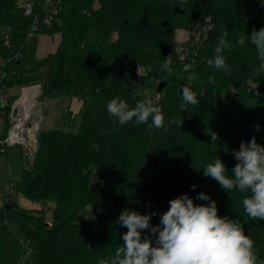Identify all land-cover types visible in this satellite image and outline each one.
Wrapping results in <instances>:
<instances>
[{
  "label": "trees",
  "instance_id": "1",
  "mask_svg": "<svg viewBox=\"0 0 264 264\" xmlns=\"http://www.w3.org/2000/svg\"><path fill=\"white\" fill-rule=\"evenodd\" d=\"M177 1L64 0L51 24L42 13L36 27L35 19L24 15L20 0H0V28H8L5 37L0 35V59H12L5 68L4 94L40 85L41 97L82 100L78 131L41 130L34 157L27 155L16 187L33 201H54L52 221L8 201L0 221V264H18L24 248L33 264H98L123 244L127 229L115 221L124 209L157 213L151 220L156 225L171 199L185 193L195 198L200 192L217 202L221 217L240 221L264 261V221L246 215L242 193L226 192L202 172L220 158L231 177L236 164L232 151L241 141L255 136L264 145V72L254 74L261 61L247 37L245 45L236 44L241 35L264 27V6L261 0H193V11H188L176 7ZM209 15L214 29L205 32L200 46L193 45L195 33L202 31L196 25ZM225 29L233 45L224 52L232 68L227 74L212 63ZM177 30L190 33L181 52ZM114 33L119 35L116 41ZM56 34L60 35L56 51L38 58L39 38ZM169 55L173 75L159 71ZM193 62L191 72H183L184 65ZM190 74L196 79L188 81ZM164 80L161 100L154 104L162 109L167 133L134 121L121 126L107 112L108 102L116 97L135 107L148 98L146 91L159 95L156 82ZM177 83L192 88L197 105L183 103ZM172 97L175 101L166 103ZM18 98L6 97L7 128L2 138ZM173 117L183 121L180 127L169 126ZM257 124L260 131L255 130ZM212 132L218 134L216 144L211 143ZM89 207L93 218L78 222V215ZM9 221L19 225L23 243L4 230ZM143 234L149 235L148 230Z\"/></svg>",
  "mask_w": 264,
  "mask_h": 264
},
{
  "label": "clouds",
  "instance_id": "2",
  "mask_svg": "<svg viewBox=\"0 0 264 264\" xmlns=\"http://www.w3.org/2000/svg\"><path fill=\"white\" fill-rule=\"evenodd\" d=\"M261 3L264 6V0ZM204 20L203 30H213L212 17L209 15ZM228 36L225 29L218 38L212 60L214 67L226 74L232 71L224 56V52L233 47ZM246 37L261 61L254 70V74L259 75L264 72V27L254 29L250 35H241L236 44L245 45ZM172 63L171 55L166 56L159 71L173 75ZM193 67L194 62L185 64L183 72L190 73ZM140 72L138 66L139 75ZM195 79L193 74L187 76L188 81ZM181 96L185 104H198L196 93L190 86L182 87ZM106 107L109 115L121 126L134 121L150 129H163L165 133L169 131L162 109L151 98L130 107L125 100L116 97ZM182 123L173 117L169 126L176 124L180 127ZM255 130L260 131V125L257 124ZM210 137L211 143L216 144L218 134L212 132ZM232 155L236 164L231 169V177L226 175L227 169L220 158L208 163L202 170L203 175L216 181L226 192L235 190L242 193L246 215L251 220L264 221V145L258 144L253 136L248 142L241 141L239 149L233 150ZM191 188L194 190L196 185L193 184ZM195 200L207 203L196 204ZM154 215L157 213L142 214L124 209L115 221L127 229L122 233L123 244L116 247L113 256L100 259L98 264H264L256 254L254 240L245 233L240 221L228 216L221 217L217 202L204 192L198 193L195 198L185 193L171 199L168 210L159 214V224H151ZM145 230L149 235L143 234Z\"/></svg>",
  "mask_w": 264,
  "mask_h": 264
},
{
  "label": "rangeland",
  "instance_id": "3",
  "mask_svg": "<svg viewBox=\"0 0 264 264\" xmlns=\"http://www.w3.org/2000/svg\"><path fill=\"white\" fill-rule=\"evenodd\" d=\"M24 0H20L23 2ZM193 0H179L177 6L180 9L193 11L191 9ZM194 12H192L193 14ZM8 28L1 27L0 35L5 37L7 35ZM190 33L185 30H177L175 32V40L178 45V49L181 52V44L183 41L189 39ZM118 33L112 35L113 41L118 40ZM206 35L202 30L200 33H195L192 40L193 45L200 46L205 41ZM60 42V35L55 36H41L39 38L37 55L40 58L54 53L58 48ZM138 73V71H137ZM144 73L141 69L140 75ZM160 82H156L158 86ZM189 84V82H188ZM178 85V86H176ZM180 83L175 84V88H180ZM182 86V85H181ZM175 90V89H174ZM147 97L151 98L154 103H158L161 100V93L155 96L150 94V91H146ZM7 96H22V90L20 88H12L8 90ZM175 96V95H174ZM18 100V99H17ZM16 100V101H17ZM15 101V102H16ZM175 101V98H170L166 103ZM37 109L40 110V114L36 115V118L41 120V130H64L69 133H76L79 128L80 116L79 112L82 107V100L78 97L62 96L59 98H46L41 97L37 99ZM185 107L183 106V109ZM35 117V116H34ZM32 117V118H34ZM7 128L5 116H2V122L0 123V137L5 133ZM27 152L23 146H14L4 149L0 152V221L2 216V207L8 205V201L14 202L18 207L26 210L33 211L35 214H43L47 223L52 221L53 209L55 207L54 201H48L46 203H39L33 201L30 197L20 193L16 187L21 179L24 169L27 167ZM93 210L89 207L86 208L77 217L78 222H86L93 218ZM4 230L11 234L14 238L19 239L23 243V234L16 222H5ZM18 264H33L32 257L27 248H24L22 253L18 257Z\"/></svg>",
  "mask_w": 264,
  "mask_h": 264
},
{
  "label": "built area",
  "instance_id": "4",
  "mask_svg": "<svg viewBox=\"0 0 264 264\" xmlns=\"http://www.w3.org/2000/svg\"><path fill=\"white\" fill-rule=\"evenodd\" d=\"M64 0H24L21 2V8L24 11V15L27 17H33L35 19L36 27L40 15L46 14V23L51 24L53 18L57 17L59 9ZM205 20L199 23V26L203 30ZM35 25V24H34ZM34 27L33 30H36ZM204 31V30H203ZM205 32V31H204ZM33 36V31L29 33L28 38ZM19 54L15 55L17 58ZM186 58V53L181 57L182 60ZM12 59H0V123L2 122V116H4V107L6 106V97L4 96V81L6 78V65ZM22 90V96L18 98L16 102L19 103L20 100L29 92L33 91V98L31 102L33 106L27 112L24 108L19 109L18 116L12 117V106L10 112V127L5 137H0V152L4 149L14 146H23L26 149L27 154L32 157L37 150V139L40 132V122L41 120L36 118V115L40 114V110L37 109V99L40 98L42 94V89L40 85H32L20 88ZM35 116V117H34ZM34 117V118H32Z\"/></svg>",
  "mask_w": 264,
  "mask_h": 264
},
{
  "label": "water",
  "instance_id": "5",
  "mask_svg": "<svg viewBox=\"0 0 264 264\" xmlns=\"http://www.w3.org/2000/svg\"><path fill=\"white\" fill-rule=\"evenodd\" d=\"M176 11H178V12H180V13L182 12L181 10H179V9H177V8H176ZM166 85H167V81H166V80L162 81V82L157 86L156 91H157L158 93H161V92L165 89ZM183 86H185V83H182V86H181V88H180V93H181V89H182ZM18 111H19V103L16 102L15 105H14V108H13V110H12V117H14V118L17 117V116H18ZM33 157H34V155H32L31 158H33ZM6 208H9V207L7 206Z\"/></svg>",
  "mask_w": 264,
  "mask_h": 264
},
{
  "label": "bare ground",
  "instance_id": "6",
  "mask_svg": "<svg viewBox=\"0 0 264 264\" xmlns=\"http://www.w3.org/2000/svg\"><path fill=\"white\" fill-rule=\"evenodd\" d=\"M32 98H33V91H29L23 97V99L19 101V109L24 108L28 112L33 106V103L31 102Z\"/></svg>",
  "mask_w": 264,
  "mask_h": 264
},
{
  "label": "crops",
  "instance_id": "7",
  "mask_svg": "<svg viewBox=\"0 0 264 264\" xmlns=\"http://www.w3.org/2000/svg\"><path fill=\"white\" fill-rule=\"evenodd\" d=\"M37 50H38V48H37ZM37 57H38V55H37ZM38 58H40V57H38Z\"/></svg>",
  "mask_w": 264,
  "mask_h": 264
}]
</instances>
